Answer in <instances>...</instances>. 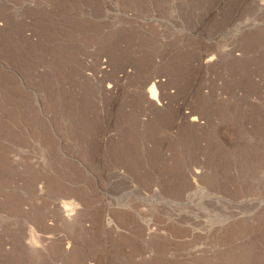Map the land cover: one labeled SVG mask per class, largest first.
<instances>
[{"label": "rangeland", "instance_id": "obj_1", "mask_svg": "<svg viewBox=\"0 0 264 264\" xmlns=\"http://www.w3.org/2000/svg\"><path fill=\"white\" fill-rule=\"evenodd\" d=\"M0 264H264V0H0Z\"/></svg>", "mask_w": 264, "mask_h": 264}, {"label": "bare ground", "instance_id": "obj_2", "mask_svg": "<svg viewBox=\"0 0 264 264\" xmlns=\"http://www.w3.org/2000/svg\"><path fill=\"white\" fill-rule=\"evenodd\" d=\"M209 59V58H208ZM150 81V80H149ZM150 89H151V91L149 92V97L151 98V99H154L155 97H156V91H155V89H154V86H152V87H150ZM69 204H71V203H69ZM68 205V204H67ZM63 211H64V213H65V215L66 216H69V215H75V213L76 212H74V209H72L71 211H70V209H68V206H65V207H63Z\"/></svg>", "mask_w": 264, "mask_h": 264}]
</instances>
